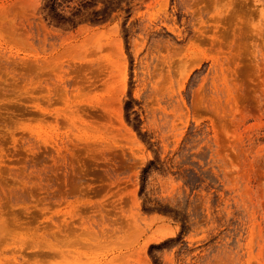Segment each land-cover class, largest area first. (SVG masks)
<instances>
[{
  "label": "rangeland",
  "instance_id": "obj_1",
  "mask_svg": "<svg viewBox=\"0 0 264 264\" xmlns=\"http://www.w3.org/2000/svg\"><path fill=\"white\" fill-rule=\"evenodd\" d=\"M0 264H264V0H0Z\"/></svg>",
  "mask_w": 264,
  "mask_h": 264
}]
</instances>
